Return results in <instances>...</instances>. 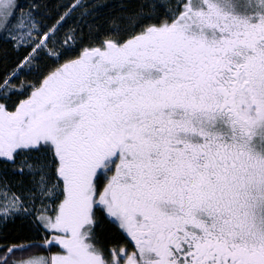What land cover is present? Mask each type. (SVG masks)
<instances>
[{"label":"snow or ice","instance_id":"obj_1","mask_svg":"<svg viewBox=\"0 0 264 264\" xmlns=\"http://www.w3.org/2000/svg\"><path fill=\"white\" fill-rule=\"evenodd\" d=\"M0 264H264V0H0Z\"/></svg>","mask_w":264,"mask_h":264}]
</instances>
